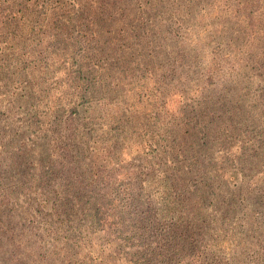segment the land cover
I'll return each instance as SVG.
<instances>
[{
	"label": "rangeland",
	"instance_id": "1",
	"mask_svg": "<svg viewBox=\"0 0 264 264\" xmlns=\"http://www.w3.org/2000/svg\"><path fill=\"white\" fill-rule=\"evenodd\" d=\"M70 172L132 180L162 264H264V0H0V264H132Z\"/></svg>",
	"mask_w": 264,
	"mask_h": 264
},
{
	"label": "trees",
	"instance_id": "2",
	"mask_svg": "<svg viewBox=\"0 0 264 264\" xmlns=\"http://www.w3.org/2000/svg\"><path fill=\"white\" fill-rule=\"evenodd\" d=\"M70 174L73 180L67 192L78 199V211L87 214L97 231L129 253L132 264H162L174 258L180 261L182 244L177 233L146 211L137 199L139 194L134 195L137 185L132 180L118 181L99 173L94 183L87 184L78 175Z\"/></svg>",
	"mask_w": 264,
	"mask_h": 264
}]
</instances>
